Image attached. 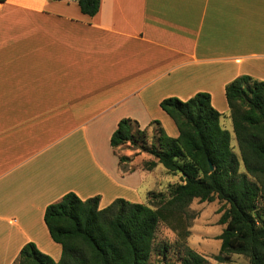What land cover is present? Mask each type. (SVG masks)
<instances>
[{"label": "crops", "instance_id": "crops-1", "mask_svg": "<svg viewBox=\"0 0 264 264\" xmlns=\"http://www.w3.org/2000/svg\"><path fill=\"white\" fill-rule=\"evenodd\" d=\"M241 75L264 80V0H0V264L29 242L60 259L44 216L68 192L136 202L122 167L152 156L128 143L120 162L122 118L177 137L163 99L205 91L230 117Z\"/></svg>", "mask_w": 264, "mask_h": 264}, {"label": "trees", "instance_id": "trees-1", "mask_svg": "<svg viewBox=\"0 0 264 264\" xmlns=\"http://www.w3.org/2000/svg\"><path fill=\"white\" fill-rule=\"evenodd\" d=\"M81 12L94 16L101 0H77ZM233 132L240 156L232 145V133L221 124L222 113L212 104L211 94L200 91L187 100L168 97L163 110L174 120L177 137L157 126L153 142L144 137L132 118H122L110 140L120 162L129 160L119 148L130 143L133 149L152 156L147 170L161 164L181 174V182L169 195L152 194L158 206L132 202L119 197L100 208V196L82 199L68 192L45 211V222L53 240L62 246L59 260L29 242L21 249L15 264H152L154 239L162 222L179 233L189 231L184 220L190 218L193 200L228 205L219 218L224 229L222 247L214 258L225 262L230 254H241L251 264H264V80L241 75L226 86ZM214 169H211V164ZM243 164L245 171H241ZM175 219V223H170ZM180 264H213L208 258L184 245Z\"/></svg>", "mask_w": 264, "mask_h": 264}, {"label": "rangeland", "instance_id": "rangeland-1", "mask_svg": "<svg viewBox=\"0 0 264 264\" xmlns=\"http://www.w3.org/2000/svg\"><path fill=\"white\" fill-rule=\"evenodd\" d=\"M221 124L232 133V145L240 156L230 117H222ZM152 126L153 132L147 133L144 137L149 145L153 142V134L156 132V126ZM129 147L132 148L131 145ZM147 160L148 158H138L136 162L134 161L130 165H123L122 168L126 172L124 174L133 175L130 178L131 184H140L139 189L136 188L137 193L129 196L134 198L136 202L157 207L158 199L153 197L152 194L163 193L169 195L171 187L181 182V174L170 172L161 164L152 170H147L145 168ZM240 170L245 171L243 164H241ZM259 205L264 217V201H261ZM227 207L228 205L219 199L213 202H201L199 199L193 200L189 207L190 218L184 220V225L189 231L187 236L185 233L173 230L170 224L162 222L154 239V252L151 256L152 264H180V251L184 245L190 246L208 258L213 264H251L249 258L241 254H230L229 259L225 262H219L214 258L221 251L222 240L219 236L224 229V225L219 224L218 221ZM175 222V219L170 221L172 224Z\"/></svg>", "mask_w": 264, "mask_h": 264}, {"label": "water", "instance_id": "water-1", "mask_svg": "<svg viewBox=\"0 0 264 264\" xmlns=\"http://www.w3.org/2000/svg\"><path fill=\"white\" fill-rule=\"evenodd\" d=\"M210 165H211V169H214V166L212 165V163Z\"/></svg>", "mask_w": 264, "mask_h": 264}]
</instances>
